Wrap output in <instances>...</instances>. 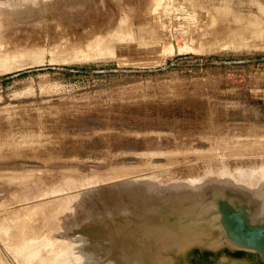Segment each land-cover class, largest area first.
Listing matches in <instances>:
<instances>
[{"label":"rangeland","instance_id":"obj_1","mask_svg":"<svg viewBox=\"0 0 264 264\" xmlns=\"http://www.w3.org/2000/svg\"><path fill=\"white\" fill-rule=\"evenodd\" d=\"M127 1L0 0V60L25 52L17 56L23 62L0 67V264L40 263L18 256L16 238L3 227L14 231L27 207L30 226L20 231L22 239L15 230L19 243L40 231L37 247L46 256L63 251V264H160L179 253L171 242L161 245L162 236L177 238L172 223L204 220L200 204L212 202L209 216L223 225L221 198L264 221L249 187L230 179L241 170L264 168V0ZM100 49L107 53L97 55ZM198 176H227L222 180L230 185H206L203 196L192 199H200L195 212L185 215L177 201L191 197L177 199L170 188ZM173 198L176 204L159 209ZM155 212L167 227L153 222ZM221 228L216 238L235 245ZM197 247L213 248L187 246L179 264H187Z\"/></svg>","mask_w":264,"mask_h":264},{"label":"bare ground","instance_id":"obj_2","mask_svg":"<svg viewBox=\"0 0 264 264\" xmlns=\"http://www.w3.org/2000/svg\"><path fill=\"white\" fill-rule=\"evenodd\" d=\"M127 1V0H126ZM154 1V3L156 2V3H158V2H160L161 0H152V2ZM164 1V0H163ZM191 1V0H190ZM196 1V0H195ZM206 1V0H205ZM216 1V0H215ZM128 2V1H127ZM138 2H139V0H138ZM141 2V1H140ZM185 2H186V0H185ZM198 2V1H197ZM221 2V1H220ZM129 3H131V1H129ZM155 3V4H156ZM205 3V2H204ZM217 3V2H216ZM223 3V2H222ZM221 3V4H222ZM154 4V5H155ZM160 4V3H159ZM159 4H157V5H159ZM191 4V3H190ZM201 4V3H200ZM215 4V3H214ZM132 5V4H131ZM135 5V4H134ZM162 5V4H161ZM207 5V4H206ZM223 5V4H222ZM224 5H226V4H224ZM149 6V5H148ZM191 6H192V4H191ZM194 6H195V4H194ZM199 7V6H198ZM197 7V8H198ZM201 7V6H200ZM202 7H204V6H202ZM212 7V6H211ZM218 7V6H217ZM227 7V6H226ZM146 8V7H145ZM196 8V7H195ZM213 8V7H212ZM215 9H216V7H214ZM125 9V8H124ZM127 9H129L128 7H127ZM135 9V8H134ZM149 9V8H148ZM223 9V8H222ZM256 9H259V8H256ZM142 10V9H141ZM146 10V9H145ZM162 10V9H161ZM202 10V9H201ZM209 9L207 8V11H208ZM218 10V9H217ZM121 11V10H120ZM123 11V10H122ZM144 11V10H143ZM222 11V10H221ZM254 11V10H253ZM252 11V12H253ZM259 11V10H258ZM124 12V11H123ZM204 12V11H203ZM208 12H210V11H208ZM260 12V11H259ZM261 12H262V10H261ZM264 12V11H263ZM126 13V12H125ZM150 13V12H149ZM215 13H216V11H215ZM215 13H213V14H215ZM229 13H230V11H229ZM238 13V12H237ZM249 13H250V11H249ZM118 14V13H117ZM116 14V15H117ZM128 14V13H127ZM132 14H133V11H132ZM147 14H148V12H147ZM203 14V13H202ZM231 14V13H230ZM229 14V15H230ZM115 15V14H114ZM119 15V14H118ZM126 15V14H125ZM155 15V14H154ZM157 15V14H156ZM223 15V14H222ZM225 15V14H224ZM223 15V16H224ZM229 15H228V17H229ZM233 15V14H232ZM231 15V16H232ZM256 16H257V14H255ZM259 15V14H258ZM133 16H135V15H133ZM138 16H140L139 14H138ZM217 16V15H216ZM215 16V17H216ZM249 16V15H248ZM251 16H253V15H251ZM128 17V16H127ZM132 17V16H131ZM131 17H129V18H131ZM151 17V16H150ZM149 17V18H150ZM234 17V16H233ZM157 18V17H156ZM214 18V17H213ZM258 18V17H257ZM116 19V18H115ZM114 19V20H115ZM120 19V18H119ZM211 19V18H210ZM214 19H216V18H214ZM221 19H222V17H221ZM254 19V18H253ZM112 20V19H111ZM212 20V19H211ZM227 20V19H226ZM225 20V21H226ZM241 20V19H240ZM215 21V20H214ZM213 21V22H214ZM229 21V20H228ZM233 21H235V20H233ZM97 22V21H96ZM105 22V21H104ZM108 22V21H107ZM110 22V21H109ZM135 22V21H134ZM211 22V21H210ZM213 22H212V24H213ZM220 22V21H219ZM224 22V21H223ZM223 22H222V24H223ZM241 22V21H240ZM111 23H112V21H111ZM126 23V22H125ZM153 23V22H152ZM227 23V22H226ZM232 23V22H231ZM234 23V22H233ZM239 23V22H238ZM104 24V23H103ZM106 24V23H105ZM108 24V23H107ZM208 24V23H207ZM214 24H216V22H214ZM219 24V23H218ZM113 25H114V23H113ZM115 25H116V23H115ZM122 25V24H121ZM120 25V26H121ZM124 25V24H123ZM204 25V24H203ZM220 25V24H219ZM95 26V25H94ZM104 26V25H103ZM133 26V25H132ZM137 26V25H136ZM206 26V25H205ZM214 26V25H213ZM221 26V25H220ZM101 27V26H100ZM111 27V26H110ZM123 27V26H122ZM149 27V26H148ZM154 27V26H153ZM158 27V26H157ZM162 27V26H161ZM216 27V26H215ZM241 27V26H240ZM6 28V27H5ZM107 28V27H106ZM105 28V29H106ZM108 28H109V26H108ZM213 28V27H212ZM220 28V27H219ZM218 28V29H219ZM114 29H116V28H114ZM119 29H121V27L119 28ZM124 29V28H123ZM139 29V28H138ZM159 29H161L160 27H159ZM204 29H205V27H204ZM217 29V30H218ZM225 29V28H224ZM29 30V29H28ZM91 30H93V29H91ZM122 30V29H121ZM210 30V29H209ZM208 30V31H209ZM212 30V29H211ZM210 30V31H211ZM215 31H216V29H214ZM226 30H228V29H226ZM229 30H231V29H229ZM30 31V30H29ZM41 31V30H40ZM43 31V30H42ZM72 31H74V30H72ZM96 31V30H95ZM107 31V30H106ZM108 31H110V30H108ZM107 31V32H108ZM124 31V30H123ZM137 31V30H136ZM222 31V30H221ZM220 31V32H221ZM235 31V30H234ZM36 32V31H35ZM75 32V31H74ZM79 32V31H78ZM78 32H75V33H78ZM85 32V31H84ZM90 32V31H89ZM88 32V33H89ZM104 32V31H103ZM115 32V31H114ZM120 32V31H119ZM129 31L127 30V33H128ZM217 32V31H216ZM215 32V33H216ZM237 32V31H236ZM23 33V32H22ZM75 33H74V35H75ZM105 33V32H104ZM103 33V34H104ZM111 33H112V31H111ZM118 33V32H117ZM121 33V32H120ZM138 33V32H137ZM203 33V32H202ZM208 33H210V32H208ZM232 33V32H231ZM32 34H34V33H32ZM43 34V33H42ZM45 34V33H44ZM69 34V33H68ZM102 34V33H101ZM123 34V33H122ZM204 34V33H203ZM219 34V33H218ZM2 35V34H1ZM26 35V34H25ZM36 35V34H35ZM35 35H33V36H35ZM38 35V34H37ZM41 35V34H40ZM71 35H72V32H71ZM100 35V34H99ZM98 35V36H99ZM116 35V34H115ZM114 35V36H115ZM126 35V33L124 34V36ZM165 35V34H164ZM217 35V34H216ZM223 35V34H222ZM230 35V34H229ZM13 36V35H12ZM16 36V35H15ZM27 36V35H26ZM25 36V37H26ZM32 36V35H31ZM30 36V37H31ZM54 36V35H53ZM73 36V35H72ZM81 36V35H80ZM87 36H88V34H87ZM98 36H96V37H98ZM107 36H109V34L107 35ZM107 36L105 37L106 38V40H104V41H108L107 40ZM129 36V35H128ZM134 36V35H133ZM158 36V35H157ZM161 36V35H160ZM159 36V37H160ZM202 36V35H201ZM208 36V35H207ZM215 36V35H214ZM235 36V35H234ZM2 37V36H1ZM6 37V36H5ZM17 37V36H16ZM36 37V36H35ZM39 37V36H38ZM51 37V36H50ZM59 37V36H58ZM89 37V36H88ZM93 37V36H92ZM137 37V36H136ZM141 37H143V36H141ZM153 37V36H152ZM204 37V36H203ZM223 37V36H222ZM231 37V36H230ZM14 38V37H13ZM29 38V37H28ZM71 38V37H70ZM99 38H100V36H99ZM103 38V37H102ZM167 38V37H166ZM201 38V37H200ZM200 38H199V40H200ZM205 38H207L206 36H205ZM209 38V37H208ZM214 38V37H213ZM225 38H226V36H225ZM7 39V38H6ZM36 39H38V38H36ZM45 39V38H44ZM68 39H69V37H68ZM101 39V38H100ZM123 39V38H122ZM132 39V38H131ZM131 39H129V40H131ZM137 39V38H136ZM138 39H139V37H138ZM137 39V40H138ZM171 39V38H170ZM239 39V38H238ZM8 40V39H7ZM15 40V39H14ZM18 40V39H17ZM20 40V39H19ZM51 40V39H50ZM61 40V39H60ZM71 40V39H70ZM110 40V39H109ZM115 40V39H114ZM148 40H150V39H148ZM152 40V39H151ZM203 40V39H202ZM220 41H221V39H219ZM218 40V41H219ZM223 40V39H222ZM231 40V39H230ZM10 41V40H9ZM21 41H23V40H21ZM29 41V40H28ZM75 41H76V39H75ZM90 41V40H89ZM92 41H93V39H92ZM91 41V42H92ZM101 41H102V39H101ZM101 41H100V44L104 47L105 45H107V43L105 44V45H103V43H104V41H103V43H101ZM125 41V40H124ZM205 41V40H204ZM217 41V40H216ZM1 42H2V40H1ZM0 42V43H1ZM13 42V41H12ZM19 42V41H18ZM26 42V41H25ZM33 42V41H32ZM35 42V41H34ZM33 42V43H34ZM41 42V41H40ZM51 42V41H50ZM61 42V41H60ZM63 42V41H62ZM61 42V43H62ZM70 42V41H69ZM68 42V43H69ZM93 42H96V41H93ZM167 42H168V39H167ZM211 42V41H210ZM215 42V41H214ZM213 42V43H214ZM247 42V41H246ZM6 43V42H5ZM11 43V42H10ZM27 43V42H26ZM26 43L24 44V46L26 45ZM42 43H43V41H42ZM72 43H74V42H72ZM81 43V42H80ZM82 43H84V42H82ZM90 43V42H89ZM205 43H206V41H205ZM218 43V42H217ZM245 43V42H244ZM248 43V42H247ZM4 44V43H3ZM36 44V43H35ZM52 44V43H51ZM63 44V43H62ZM70 44V43H69ZM79 44V43H78ZM91 44V43H90ZM95 44V43H94ZM113 44V43H112ZM124 44V43H123ZM220 44V43H219ZM225 44V43H224ZM249 44V43H248ZM12 45V44H11ZM17 45V44H16ZM56 45V44H55ZM54 45V46H55ZM74 45V44H73ZM84 45V44H83ZM87 45V44H86ZM93 45V44H92ZM96 45V44H95ZM99 45V42L97 43V45L96 46H98ZM164 45V44H163ZM201 45V44H200ZM202 45H203V43H202ZM214 45V44H213ZM212 45V46H213ZM218 45V44H217ZM241 45V44H240ZM250 45V44H249ZM0 46H1V44H0ZM6 46H8V45H6ZM23 46V45H22ZM32 46V45H31ZM35 46H37V45H35ZM35 46H33V48L35 47ZM41 46V45H40ZM57 46V45H56ZM55 46V47H56ZM72 46V45H71ZM75 46V45H74ZM90 46V45H89ZM88 46V47H89ZM95 46V47H96ZM107 46H109V44L107 45ZM111 46V45H110ZM165 46H167V45H165ZM173 46V45H172ZM197 46V45H196ZM208 46V45H207ZM244 46V45H243ZM13 47H16V46H13ZM82 47V46H81ZM80 47V48H81ZM137 47V46H136ZM206 47V46H205ZM225 47H226V44H225ZM2 47H0V49H1ZM23 48V47H22ZM21 48V49H22ZM45 48V47H44ZM74 48V47H73ZM90 48V47H89ZM92 48V47H91ZM110 48V47H109ZM113 48V47H112ZM189 48V47H188ZM191 48V47H190ZM203 48V47H202ZM17 49V48H16ZM16 49H13V51L14 50H16ZM24 49V48H23ZM22 49V50H23ZM53 49V48H52ZM78 49H79V47H78ZM77 49V50H78ZM102 49H105V48H102ZM102 49H100L99 51L100 52H98V51H94L96 54L97 53H101V50ZM114 49V48H113ZM171 49V48H170ZM199 49V48H198ZM214 49V48H213ZM9 50V49H8ZM12 50V49H11ZM10 50V51H11ZM18 50H20L19 48H18ZM29 50V49H28ZM39 50V49H38ZM40 50H42V49H40ZM59 50V49H58ZM60 50H62V49H60ZM69 50V49H68ZM75 50V49H74ZM87 50V49H86ZM94 50V49H93ZM97 50V49H96ZM108 50V49H107ZM133 50V49H132ZM205 49H203V51H204ZM2 51L3 50H0V53H1V55H2ZM5 51H7L6 50V48H5ZM4 51V52H5ZM9 51V52H10ZM17 51V50H16ZM33 51V50H32ZM44 51V50H43ZM71 51H73V50H71ZM80 51V50H79ZM84 51V50H83ZM82 51V52H83ZM91 51V50H90ZM115 51V50H114ZM120 51V50H119ZM169 51V50H168ZM173 51V50H172ZM190 51V50H189ZM208 51V50H207ZM3 52V53H4ZM12 52V51H11ZM35 52H37V51H35ZM54 52V51H53ZM109 52V51H108ZM204 52H206V51H204ZM5 53H7V52H5ZM5 53L3 54V56L5 55ZM41 52H39V53H37V54H40ZM44 53V52H43ZM61 53V52H60ZM74 52H72V54H73ZM88 53H89V51H88ZM102 53H103V56H104V54H106L105 52H104V50H102ZM101 53V54H102ZM22 54L24 55L25 54V52H17V53H13V55H11V53H10V55L11 56H7L6 58H2L1 60H0V67L1 66H10L11 67V65H13V64H15V63H17L18 61H22V59L23 58H20V59H17L18 57L17 56H21V57H23L22 56ZM54 54V53H53ZM58 54V53H57ZM64 54H66V53H64ZM79 54H81V53H79ZM78 54V55H79ZM32 55V54H31ZM42 55V54H41ZM56 55V54H55ZM59 55H62V54H59ZM67 55V54H66ZM77 55V54H76ZM82 56H83V54H81ZM90 56H91V54H89ZM88 54H87V56H89ZM98 55V54H97ZM40 56V55H39ZM39 56L38 57H36V54H35V56H34V58H39ZM42 56H44V55H42ZM86 56V55H85ZM93 56H94V54H93ZM99 56H101V55H99ZM25 57V56H24ZM30 57H33V56H30ZM41 57V56H40ZM60 57V56H59ZM68 57V56H67ZM76 57V56H75ZM44 58V57H43ZM43 58H40V59H43ZM52 58V57H51ZM72 58H73V55H72ZM79 58V57H78ZM77 58V59H78ZM85 58H88V57H85ZM84 58V59H85ZM39 59V60H40ZM54 59V58H53ZM56 59V58H55ZM59 59V58H58ZM58 59H56V60H58ZM68 59V58H67ZM71 59V58H70ZM80 59V58H79ZM38 59L36 60V61H39ZM55 60V61H56ZM43 61V60H42ZM51 61V60H50ZM23 62V61H22ZM40 62V61H39ZM19 63V62H18ZM27 63V62H26ZM36 63V62H35ZM38 63V62H37ZM25 64V63H24ZM34 64V63H33ZM20 65H22V66H24L22 63L20 64ZM30 65V64H29ZM19 66V65H18ZM14 67H16V66H14ZM21 67V66H20ZM5 68V67H4ZM50 157V156H49ZM53 158V157H52ZM259 160V159H258ZM254 162V161H253ZM255 163V162H254ZM253 166V165H252ZM194 167V166H193ZM262 167H264V166H262ZM197 168V167H196ZM197 170V169H196ZM250 170V169H249ZM249 170L247 171V172H245V170L244 171H240V172H238L237 173V175L236 174H232L233 176H231V174H230V179H233V178H237V179H235V180H237V182H236V184L237 183H241V184H243V185H246L247 186V188L249 187V190H247V191H249L248 192V194L250 193L251 195H248V196H252V197H254V199H258L259 201H260V207L259 208H261V209H259V210H257V211H262V215H261V217L262 218H264V168H260L259 167V170L257 171V170H254L253 168H252V170L249 172ZM225 171H226V169H225ZM228 171V170H227ZM238 171V170H237ZM257 172V173H256ZM256 173V174H255ZM235 175V176H234ZM186 177V176H185ZM199 178L198 179H191V181L189 182L188 180H184V179H178L177 181H175V183H173L174 185H172V187L170 188L171 190H173L172 192L173 193H176L177 194V199H181V198H190V200L187 202H183V201H177L178 202V206H183V207H185V209L182 211V212H185L184 214L185 215H187V214H191L192 212H195V207H197L198 206V204H200V202H199V200H197V199H195V201H193L192 199H193V197H195V198H197V197H199V196H203V195H201V193L203 192L204 193V191L203 190H205L204 188L206 187V185H209V186H211L212 184H215V185H218L219 183H223V184H225V185H230V184H228L227 182H225V181H223L222 179H223V177H226L227 178V176H209V178L208 179H204L203 177H201V176H198ZM206 178H207V176H205ZM220 177V178H219ZM168 179H170V178H168ZM210 179V180H209ZM234 181V180H233ZM235 182V181H234ZM53 183V182H52ZM126 183V182H125ZM205 183H208V184H205ZM248 183H250V184H248ZM233 184H235V183H233ZM52 185V184H51ZM50 185V186H51ZM58 185V184H57ZM225 185H224V188H225ZM242 185V186H243ZM49 186V187H50ZM56 186V185H55ZM237 186L238 187H241V186H239L238 184H237ZM237 186H235V188L237 187ZM59 187V186H58ZM57 186H56V188H58ZM212 187V186H211ZM221 187V186H220ZM244 189V188H243ZM246 191V192H247ZM43 192V191H42ZM243 192H244V190H243ZM41 193V192H40ZM47 193V192H46ZM240 193V192H239ZM55 194V193H54ZM242 194V193H241ZM72 196L71 197H73L74 195H73V193L71 194ZM78 195V194H77ZM76 194H75V196H77ZM85 196H86V194H84ZM84 195H82V196H84ZM195 195V196H194ZM39 196H40V194H39ZM75 196H74V199H75ZM84 196V197H85ZM197 196V197H196ZM33 197V196H32ZM60 197H63V196H60ZM60 197H56V199H60ZM65 197V196H64ZM62 198V199H68V197L69 196H66L65 198ZM84 197H82V198H84ZM160 197V196H159ZM244 197H246V196H244ZM79 198V197H78ZM76 199V200H81L82 198L80 197V199ZM150 198H151V196H150ZM46 199H48V198H46ZM50 199V198H49ZM53 199L55 200V198L53 197ZM53 199L51 198V200H52V202H53ZM71 199V198H70ZM135 199V198H134ZM156 199V198H155ZM248 199H249V197H248ZM251 199V198H250ZM51 200H50V203H52L51 202ZM84 200V199H83ZM153 200V199H152ZM44 201V203H45V199L43 200ZM43 201L41 200L40 202L43 204ZM62 201H64V200H62ZM71 201V200H70ZM69 201V199H68V202H67V200H65V202H63L64 204H60V206L58 207V205H57V208H62V205H63V208L65 207L64 205H65V203L67 202V203H69L70 202ZM72 201H73V199H72ZM71 201V202H72ZM162 201V200H161ZM251 202H252V200H250ZM35 202V201H34ZM40 202H38L39 204H40ZM46 202H48L49 203V201L47 200ZM183 202V203H182ZM249 202V201H248ZM47 203V204H48ZM49 203V204H50ZM59 203V202H58ZM66 203V204H67ZM79 203V202H78ZM142 203V202H141ZM144 203H146V202H144ZM176 204V202H175V200H174V198H173V200H169V201H165V202H160V208L159 209H162V207H165V206H167V205H173V204ZM212 203V202H211ZM209 201L208 202H206L205 204H200L201 206V208L202 209H204L201 213H202V215L205 217L206 216V214H207V217H205V219L204 220H201V219H199V220H201V221H199V220H196V219H193L192 221H190V222H183V221H178V222H176V223H172V225H174V226H172V227H170V225H169V223H168V229H169V227H170V229L171 228H173V229H175L176 230V232H178L176 235H177V238H172L171 239V237H168V235L166 236V235H163L162 237H163V239H162V243H161V245H163L164 244V242L166 243H170V245H171V247L173 246V249L176 251L177 249L179 250V253H178V255L177 256H173L171 253V256L170 257H166L165 255V258H167V259H165L164 258V260H162V262L160 263V264H179V263H181V259L182 258H184V260H185V248L187 247V246H190V245H192V244H209V245H211L213 248L214 247H216V248H218V247H220V246H222L223 244H224V239H223V237H221V236H219V238H218V236H217V238H216V234L217 233H222V226L224 227V225H220L219 226V224H216L215 222H214V220L209 216V215H211L212 213H213V210H211L212 209V207H211V204ZM254 203V202H253ZM29 204H31V202L29 203ZM32 204H33V202H32ZM37 204V203H36ZM42 204H40L39 206V208H42V209H45L44 207L46 206L45 204H43L44 206L42 207L41 205ZM57 204V203H56ZM71 203H69V205H70ZM77 204V203H76ZM81 204H82V202H81ZM80 204V205H81ZM138 204V203H137ZM156 204H158V203H156ZM187 204V205H186ZM190 204V205H189ZM34 205V204H33ZM143 205V204H142ZM249 205V204H248ZM25 206V205H24ZM28 206V205H27ZM26 206V207H27ZM50 206V205H49ZM53 206V205H52ZM82 206H84V205H82ZM81 206V207H82ZM134 206V205H133ZM153 206V205H152ZM29 207H32V205H30ZM53 207H55V206H53ZM52 207V208H53ZM78 207V206H77ZM80 207V206H79ZM78 207V208H79ZM136 207V206H135ZM140 207H142L141 205H139L138 206V208H140ZM258 207V206H257ZM28 208V207H27ZM27 208H25V215L23 216L24 217V220L23 219H20V220H18V221H16L17 222V225H16V229H18L19 230V232L21 231V230H23V229H28L27 227L28 226H30V224H28L29 223V218H30V214H29V212H27ZM33 208H35V205L33 206ZM38 207H36V210H39V209H37ZM49 208V207H48ZM134 208V207H133ZM137 208V209H138ZM152 208V207H151ZM22 209H23V207L21 208V210L20 211H22ZM50 209H51V207H50ZM49 209V210H50ZM54 209V208H53ZM53 209H52V211H53ZM56 209V208H55ZM81 209V208H80ZM166 209L167 208H165V209H163L162 211H166ZM251 209V208H250ZM32 210H34V209H32ZM31 210V211H32ZM59 209H57V211H58ZM68 210V209H67ZM70 210V209H69ZM148 210H150L149 208H148ZM40 211V210H39ZM44 211V210H43ZM55 211L56 210H54L53 212L55 213ZM56 211V212H57ZM61 211V210H60ZM63 211V210H62ZM61 211V213H64V214H66L65 213V211H63L62 212ZM71 211H72V209H71ZM75 211V210H74ZM86 211V210H85ZM84 211V208H83V212H85ZM89 211V210H88ZM88 211H86L87 213H88ZM156 211H159L158 209L156 210ZM217 211V210H216ZM252 211H253V209H252ZM18 213H19V211H17ZM16 212V213H17ZM27 212V213H26ZM80 212V211H79ZM96 212V211H95ZM140 212V211H139ZM148 212V211H147ZM154 212V211H153ZM182 212H179V213H182ZM254 212H255V210H254ZM21 213H23V212H21ZM33 213V212H32ZM37 213H38V211H37ZM36 213V211H35V215L37 214ZM51 213V212H50ZM49 213V214H50ZM75 213H77V216H78V212H75ZM149 213V212H148ZM159 213V212H158ZM158 213H156L155 212V214L156 215H154L153 217V219H155V218H157V220L158 219H163V218H159V214ZM163 213V212H162ZM200 213V214H201ZM259 213V212H258ZM52 214V216H53V213H51ZM150 214V213H149ZM218 214V213H217ZM42 215V214H41ZM56 215H57V213H56ZM56 215H54V217L56 216ZM59 215V220H57V218H56V220H57V223H55L56 225H58V224H61V223H59L58 221H60V217L63 215H61L60 213L58 214ZM61 215V216H60ZM145 215H146V213H145ZM144 215V216H145ZM153 214H151V216H152ZM162 214H161V212H160V216H161ZM216 215V214H215ZM256 215V214H255ZM51 215H50V217L48 216V218H51L52 217ZM82 216V218H83V214L81 215ZM86 216V215H85ZM193 216H195V215H193ZM16 217H17V215H16ZM34 217V216H33ZM45 217V216H44ZM57 217V216H56ZM63 217V216H62ZM79 217H80V215H79ZM78 217V218H79ZM127 217V216H126ZM129 217H131V216H129ZM139 217V216H138ZM162 217H163V215H162ZM260 217V218H261ZM14 218V217H13ZM22 218V217H21ZM35 218H37V217H35ZM47 218V217H46ZM136 218V217H135ZM164 218H166V217H164ZM32 219H34V218H32ZM31 219V220H32ZM45 219V218H44ZM53 219V218H52ZM63 219V218H62ZM132 219V218H131ZM139 219H140V217H139ZM151 219V218H150ZM152 219V220H153ZM258 219V218H257ZM23 220V221H22ZM50 221H52L51 219H49ZM55 220V219H54ZM53 220V221H54ZM135 220V219H134ZM137 220V219H136ZM218 220V219H217ZM254 220H256V219H254ZM5 221V220H4ZM46 221H48V220H46ZM49 222V225H50V223H52V224H54V222ZM63 220H61V222H62ZM141 221V220H140ZM144 221V220H143ZM149 222V220H148V218H147V220H146V223H148ZM167 220H158V221H153V222H155L158 226H160V227H162V226H164V227H167V226H165V223L167 224V222H166ZM216 221V220H215ZM263 221V220H262ZM129 222V221H128ZM152 222V221H151ZM152 222V223H153ZM214 222V223H213ZM2 223V222H1ZM5 223H7V222H5ZM141 223V222H140ZM144 224V225H146V227H147V224ZM4 224V223H3ZM46 224V223H45ZM48 224V223H47ZM151 224V223H150ZM150 224L148 225V226H150ZM154 224V223H153ZM1 225V224H0ZM12 225V224H11ZM132 225H133V223H132ZM135 225V224H134ZM139 225V224H138ZM40 226V225H39ZM39 226L37 227V228H39ZM125 226V225H124ZM140 226H142V223H141V225ZM4 227V230H5V234H9V235H11L12 237H15L16 239L14 240V238H12L11 236V238L9 239V240H11V239H13L14 240V242L15 243H17V245H16V247L14 246V245H12V247L14 246L15 247V250L14 251H16L17 252V254H19L18 256H23V258H25V260L26 261H30V260H35L34 258L36 257L37 258V261L38 260H40V263L41 264H63V258L64 259H66V256L65 257H63V251L62 252H58L57 254H56V252L52 255L51 254V256H49V254L46 256V255H43L42 253V248H39V247H37L38 246V237H36V235L37 234H39V232L35 235V236H31V238H30V235H29V238H27L26 237V241H24L23 240V242H20L19 243V240H21L22 239V236L24 237L25 235H22L21 236V232L18 234V235H20V238H17V236H15V230L14 231H10L9 229H10V227L11 226H9L8 227V224H6V227L5 226H3ZM13 227V226H12ZM53 227V226H52ZM55 227V226H54ZM145 227V228H146ZM1 228V227H0ZM31 228V227H30ZM56 228V227H55ZM127 228V227H126ZM133 228V227H132ZM138 229H139V227H137ZM151 228V227H150ZM154 228V227H153ZM163 228V227H162ZM225 228V227H224ZM2 229V228H1ZM40 229H41V227H40ZM144 229V228H143ZM3 230V231H4ZM178 230V231H177ZM220 230V231H219ZM25 231V230H24ZM38 231V230H37ZM36 231V232H37ZM44 231V230H43ZM53 231V230H52ZM60 231V230H59ZM58 231V232H59ZM62 231V230H61ZM143 231V230H142ZM225 231H226V234H227V230L225 229ZM0 232H2V231H0ZM31 232V231H30ZM125 232V231H124ZM146 232V231H145ZM165 232H166V230H165ZM173 232V231H172ZM3 233V232H2ZM34 234H35V231L33 232ZM44 233V232H43ZM48 233V232H47ZM53 233V232H52ZM62 233V232H61ZM60 233V234H61ZM17 234V233H16ZM22 234H26V233H23V231H22ZM56 234H59V233H56ZM63 234V233H62ZM168 234V233H167ZM52 235V234H51ZM222 235V234H221ZM2 236V235H1ZM26 236H28V235H26ZM57 236V235H56ZM222 236H224V235H222ZM227 236H228V234H227ZM4 237V236H3ZM2 237V238H3ZM37 238V240H35L34 238ZM45 237V236H44ZM55 237V236H54ZM59 237V236H58ZM63 238V236H60V238ZM161 237V236H160ZM42 238V237H41ZM62 238L61 239H59L60 240V242L62 241V245H63V240H62ZM145 238H147L146 237V235H145ZM229 239H231L230 237H228ZM4 239H5V237H4ZM45 239H46V237H45ZM44 239V240H45ZM8 240V239H7ZM13 240L11 241V242H13ZM18 242H17V241ZM43 240V239H42ZM146 240H148V239H146ZM155 240V239H154ZM233 242H234V240L233 239H231ZM6 241V240H5ZM22 241V240H21ZM40 241H41V239H40ZM50 241H51V239H50ZM49 241V242H50ZM53 241V240H52ZM58 241V240H57ZM164 241V242H163ZM43 242H45V241H43ZM46 242L48 243V241L46 240ZM45 242V243H46ZM55 242V241H54ZM59 242V241H58ZM94 242V241H93ZM156 242V241H155ZM44 243V244H45ZM56 243V242H55ZM95 243V242H94ZM94 243H93V246H94ZM147 243V242H146ZM235 243V242H234ZM10 245H11V243H9ZM8 244V245H9ZM14 244V243H13ZM58 244V243H57ZM61 244V243H60ZM48 245H50V244H48ZM59 245V244H58ZM150 245V244H149ZM152 245V244H151ZM235 245L236 246H238V247H241V249L242 248H244L245 250H248L249 248H245V247H242V246H240V245H238L237 243H235ZM41 247L43 246L44 247V245H40ZM61 246V245H60ZM87 246V245H86ZM85 246V247H86ZM90 246V245H89ZM89 246H88V248H89ZM96 246V245H95ZM156 247V246H155ZM154 247V248H155ZM206 247V246H205ZM209 247V246H208ZM45 248H46V246H45ZM63 248V247H62ZM61 248V249H62ZM95 248V250H96V247H94ZM93 248V249H94ZM145 248V247H144ZM167 248V247H166ZM170 248V247H169ZM169 248H167L168 249V251H169ZM54 249H56V247L54 248ZM53 249V250H54ZM60 249V250H61ZM91 250H92V248H90ZM89 249V250H90ZM146 249V248H145ZM150 249V248H149ZM167 249H166V252H168L167 251ZM52 250V251H53ZM63 250V249H62ZM88 250V249H87ZM147 250V249H146ZM145 250V251H146ZM249 250H254V249H249ZM48 251V250H47ZM56 251V250H55ZM66 251V250H65ZM170 251H172V250H170ZM256 251V250H255ZM15 252V253H16ZM87 252H90V251H87ZM127 252V251H126ZM153 252V251H152ZM16 254V255H17ZM44 254H46V253H44ZM60 254H62V255H60ZM88 254H92L91 252L90 253H88ZM15 255V254H14ZM93 255V254H92ZM39 258V259H38ZM162 258V257H161ZM180 258V259H179ZM22 260V259H21ZM168 261V262H167ZM31 262V261H30ZM32 262H36V260L35 261H32ZM39 263V264H40ZM28 264V263H27ZM38 264V263H37Z\"/></svg>","mask_w":264,"mask_h":264},{"label":"water","instance_id":"obj_3","mask_svg":"<svg viewBox=\"0 0 264 264\" xmlns=\"http://www.w3.org/2000/svg\"><path fill=\"white\" fill-rule=\"evenodd\" d=\"M219 210L228 236L238 245L256 251L224 240L218 248H193L187 264H264V221L254 220L245 206L235 205L227 198L219 200Z\"/></svg>","mask_w":264,"mask_h":264},{"label":"flooded vegetation","instance_id":"obj_4","mask_svg":"<svg viewBox=\"0 0 264 264\" xmlns=\"http://www.w3.org/2000/svg\"><path fill=\"white\" fill-rule=\"evenodd\" d=\"M222 224V223H221ZM238 247V246H237ZM238 248H241V247H238ZM242 249H244V248H242ZM249 250V249H248ZM250 251H255V250H250Z\"/></svg>","mask_w":264,"mask_h":264}]
</instances>
